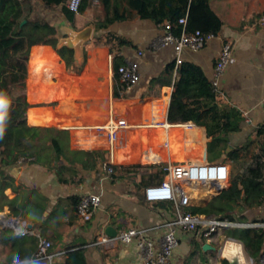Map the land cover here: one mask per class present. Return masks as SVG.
<instances>
[{
  "label": "crops",
  "instance_id": "crops-1",
  "mask_svg": "<svg viewBox=\"0 0 264 264\" xmlns=\"http://www.w3.org/2000/svg\"><path fill=\"white\" fill-rule=\"evenodd\" d=\"M208 1L222 22L221 31L201 50L184 51L182 63L197 66L213 85L215 60L222 45L231 44L233 60L215 90L217 102L234 109L243 122L240 131L228 132L224 153L244 148L242 155L251 160L259 153L264 154V26L260 24L264 0ZM110 30L131 43L116 50L118 55L125 63L136 62L139 67L140 81L129 91H120V84L113 79L109 49L94 47L93 39L84 46L85 65L80 74L67 73L52 47L31 48L25 88L26 101L31 108L25 116L22 138L35 130L44 132L47 139L43 148L24 147L20 161L5 168L13 179L8 180L11 187L0 195V218L20 217L36 235L20 237L9 229L0 228V264H64L67 253L72 250H83L86 264H142L134 243L104 248L93 242L99 236H111L131 228L158 240L176 210V205L170 201L147 202L139 171L133 169L134 166L150 167L144 161H152L146 156L147 131L143 126L150 120L167 121L178 66L175 65L169 80L162 79V86L151 82L163 77L167 66L174 63L173 49L158 43L163 27L137 16ZM114 119H122L127 124V129L118 137L125 148L114 144L112 157L108 155L101 166L96 165L93 157L81 154L97 151L109 154L104 145L92 147L89 135ZM178 123L182 122L170 124ZM187 123L196 127L195 132L205 135L208 144L210 138L205 126ZM184 130L182 127L172 131L175 141L167 150L156 152L159 157L156 161L168 156L174 160L183 158L181 142L185 138L181 137L192 132ZM52 139L60 148L57 157L50 146ZM30 152L34 153L33 157L29 156ZM225 161L231 172L226 156ZM109 162L118 168L114 178L104 170ZM14 168L20 169L17 176L12 174ZM224 186L226 184L222 188ZM87 194L97 195L100 203L92 219L83 222L76 215L73 201ZM5 201L10 202V206ZM247 217L264 219V204L247 212ZM201 232L179 235L173 264H221L223 260L232 263L223 256L228 243L236 244L243 252L240 243L225 239L222 232L211 241L204 239ZM40 240L51 244V262L29 260ZM217 241L222 242L219 248ZM206 244L208 247L203 250ZM242 256L245 264H254L244 253Z\"/></svg>",
  "mask_w": 264,
  "mask_h": 264
},
{
  "label": "trees",
  "instance_id": "trees-1",
  "mask_svg": "<svg viewBox=\"0 0 264 264\" xmlns=\"http://www.w3.org/2000/svg\"><path fill=\"white\" fill-rule=\"evenodd\" d=\"M69 1L0 0V127L3 128L0 134V195L11 187L8 180L13 179L5 168L20 161L24 147L43 148L47 139L44 132L35 130L25 139L22 138L25 116L31 108L23 94L31 48L37 45L52 47L63 61L67 73L80 74L85 65V60L82 65L74 61L71 50L56 49L57 25L61 21L74 30H81L89 24L94 26L91 44L109 49L113 79L118 83L116 72L125 62L116 50L122 46H131V43L110 30L114 25L137 16L157 27H163L165 23L172 24L175 35L184 29L187 33L199 31L203 35L212 34L217 37L222 28V22L211 10L208 0H98L95 9L91 7V0H81L78 15L68 9ZM89 11L92 12V21H84L78 25L79 17ZM182 18L186 20L184 26L178 24ZM176 68L177 79L173 83L167 113L168 123L180 121L204 125L207 137L210 138L206 148L207 158L221 157L226 150L228 132L240 131L243 118L234 109H227L217 102L215 87L197 66L182 63ZM176 68L175 63L170 64L163 77L151 83L162 86V79H170ZM125 90V86L120 84V91ZM114 96L118 97L117 94ZM50 142L57 157L60 152L58 143L54 139ZM243 149L238 147L226 154V159L232 166L228 188L216 196L191 200L184 210L206 219L251 225L229 227L222 231V235L225 239L240 243L245 257L254 264H260V259L264 257V219H249L247 212L264 204V154L259 153L247 160L242 155ZM33 155L30 152L29 156ZM81 155L93 157L96 165L101 166L109 154L97 151ZM110 167L111 173L108 176L114 178L118 168L112 165ZM133 169L139 171L143 188L159 185L164 179L165 173L161 166L144 169L134 166ZM211 192L216 193L218 190L211 189ZM73 202L76 211L80 199L76 198ZM5 203L10 204L7 201ZM64 264H86L83 250L68 252ZM221 264L228 262L223 260Z\"/></svg>",
  "mask_w": 264,
  "mask_h": 264
},
{
  "label": "built area",
  "instance_id": "built-area-1",
  "mask_svg": "<svg viewBox=\"0 0 264 264\" xmlns=\"http://www.w3.org/2000/svg\"><path fill=\"white\" fill-rule=\"evenodd\" d=\"M80 1L70 0L68 3V9L76 15L79 12ZM91 1L93 4H98V0ZM185 23V18L178 21V24L182 26ZM260 24L264 26V15L260 18ZM172 28H174L172 24L165 23L163 25V35L159 38L158 43L163 47H172L176 66L182 64L181 54L184 51L197 52L207 42L215 38L212 34L203 35L199 31L187 33L184 29L180 34L175 35ZM138 55H141V53L138 52ZM232 60V46L228 42L224 43L215 60V77L212 82L214 87L218 85L220 78ZM116 74L119 83L125 86L126 91L134 88L141 78L136 62H126L124 65L119 66ZM143 127L147 131L146 156L152 158V161L144 162L150 166H161L165 173L164 179L159 185L144 189V199L147 202H173L176 205V210L173 216L168 219L166 230L158 240L149 237L142 230L131 228L122 230L114 236H99L93 243L104 248H111L115 245L126 246L134 243L140 251L142 264H173L181 233L194 234L201 230L202 237L207 241H211L215 235L223 230L236 227L237 224L227 220L206 219L203 216L192 215L184 210L190 204L188 195L190 187L208 186L211 195H214L211 189L218 190L216 193H219L222 188L221 184L229 183L230 166L225 159L214 162H209L206 159V136L200 132H195L196 127L190 123L170 124L166 120H150L149 124H145ZM182 127L185 130L192 131L190 134L184 133L181 137L185 138L181 142L182 151L185 152L183 158L174 160L168 156L163 161H156L155 158H159L156 156V152L160 153L167 150L175 141L176 136L172 134V131ZM125 129H127V124L124 120L114 119L105 128L96 129L93 135H89L90 145L92 147L104 145L111 158L115 141ZM111 165L110 162L104 165V170L108 174L111 173ZM99 203V197L95 194L82 196L76 210L77 217L83 222H89ZM0 228L9 229L20 237L36 235L32 227L20 217H1ZM50 247L51 244L48 241L40 240L36 252L29 260H48L51 262L53 256L49 253ZM260 263L264 264V257L260 259Z\"/></svg>",
  "mask_w": 264,
  "mask_h": 264
},
{
  "label": "water",
  "instance_id": "water-1",
  "mask_svg": "<svg viewBox=\"0 0 264 264\" xmlns=\"http://www.w3.org/2000/svg\"><path fill=\"white\" fill-rule=\"evenodd\" d=\"M57 38L58 42L56 49L67 48L73 52V59L78 65L84 63V46L91 42L94 35V26L92 24L87 25L81 30H74L72 27L68 26L65 22L59 23L57 25ZM226 154L221 155V160L225 159ZM19 168L12 169V174L17 176ZM227 187H223L219 190V193L222 192ZM238 227H250L247 224H237ZM115 235V234H114ZM111 235V236H114ZM207 244L204 245L203 250H206ZM233 264V263H229Z\"/></svg>",
  "mask_w": 264,
  "mask_h": 264
},
{
  "label": "rangeland",
  "instance_id": "rangeland-1",
  "mask_svg": "<svg viewBox=\"0 0 264 264\" xmlns=\"http://www.w3.org/2000/svg\"><path fill=\"white\" fill-rule=\"evenodd\" d=\"M96 4H93V2L91 1V7H92V9H95L96 8ZM86 16H82V17H79L80 18V21H78L79 23H78V25H81L82 24V22H81V20L82 19H84V17L85 18H87L86 20L84 19V21L85 22H91L92 21V12H87L86 14H85ZM83 21V22H84ZM31 51V50H30ZM30 56V55H29ZM29 62V61H28ZM23 94H26V91L24 90L23 91ZM121 143V141L119 140V138L117 137V139H116V141H115V144H117V145H119L120 146V148H125V147H123L122 146V144H120ZM127 152H129V151H127ZM133 153V152H132ZM131 154V153H130ZM134 154V153H133ZM223 155V154H222ZM206 159L209 161V162H214V161H217V160H219L220 159V157H213L212 159H208L207 158V154H206ZM229 184V183H228ZM228 184H226V186L225 187H227L228 186ZM224 187V188H225ZM208 191L210 192V190H205L204 188H202L201 186L200 187H190L189 188V190H188V195H189V199H190V201L191 200H194V199H199V198H201V197H212V195H210V193H208ZM216 245H218L217 247L219 248V247H221L222 246V242H219V241H217L216 242ZM242 254H243V252H242ZM244 258V257H243Z\"/></svg>",
  "mask_w": 264,
  "mask_h": 264
},
{
  "label": "bare ground",
  "instance_id": "bare-ground-1",
  "mask_svg": "<svg viewBox=\"0 0 264 264\" xmlns=\"http://www.w3.org/2000/svg\"><path fill=\"white\" fill-rule=\"evenodd\" d=\"M222 185H225V184H222ZM223 256H224V259L226 258L233 264H245L240 248L234 243H228L226 250L223 253Z\"/></svg>",
  "mask_w": 264,
  "mask_h": 264
},
{
  "label": "clouds",
  "instance_id": "clouds-1",
  "mask_svg": "<svg viewBox=\"0 0 264 264\" xmlns=\"http://www.w3.org/2000/svg\"><path fill=\"white\" fill-rule=\"evenodd\" d=\"M2 132H3V128H2V127H0V134H2Z\"/></svg>",
  "mask_w": 264,
  "mask_h": 264
}]
</instances>
